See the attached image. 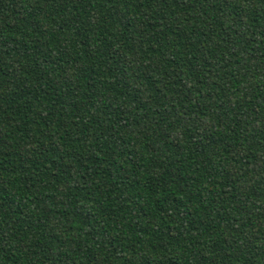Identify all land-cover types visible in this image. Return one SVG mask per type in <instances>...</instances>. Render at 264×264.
I'll use <instances>...</instances> for the list:
<instances>
[{"label":"trees","instance_id":"1","mask_svg":"<svg viewBox=\"0 0 264 264\" xmlns=\"http://www.w3.org/2000/svg\"><path fill=\"white\" fill-rule=\"evenodd\" d=\"M0 264H264V0H0Z\"/></svg>","mask_w":264,"mask_h":264}]
</instances>
